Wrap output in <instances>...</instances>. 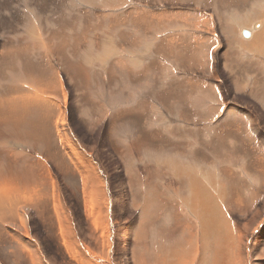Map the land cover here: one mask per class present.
<instances>
[{"label":"bare ground","instance_id":"obj_1","mask_svg":"<svg viewBox=\"0 0 264 264\" xmlns=\"http://www.w3.org/2000/svg\"><path fill=\"white\" fill-rule=\"evenodd\" d=\"M62 1L71 2L69 8L107 2ZM40 3L41 0H0V264H161L159 252H151L144 239L145 210L133 209L130 178L119 159L121 148L111 139V125L118 111L134 109L147 95L156 102L152 128L168 130L181 124L185 108L179 102L185 74L191 70L183 65L178 49L183 40L196 37L197 26L193 28L181 19L176 10L184 8L178 6L137 9L132 13L134 21L128 15L119 21L118 11L109 8L93 16L103 27L100 34L109 36L107 45L101 48L95 39H90L85 46L86 38L81 39V33L72 31V19L60 9L57 19L46 22L39 14L45 7ZM124 3L109 1L119 7ZM169 10L176 13H166ZM13 12L30 19L15 34L13 28L7 27L14 19H4L6 27L1 20L4 15L12 17ZM212 19L210 16L205 22L212 26L216 43ZM260 26L262 33L250 46L264 39V24L260 22ZM241 30L242 33L247 29ZM248 31L252 36V31ZM135 40L145 43L133 46ZM195 43L197 48L201 45L198 40ZM73 45L80 48L73 51ZM244 55L247 63L257 60L253 53ZM207 56L210 66L206 74L218 90V100L209 103L220 105L225 116L238 113L245 117L264 149V114L246 100L228 94L219 45L209 53L205 46L194 48L185 57L198 63ZM121 58L129 64L127 82L112 83L106 76L116 69ZM139 77L145 82H138ZM189 85L200 89L196 84ZM165 91L167 110L159 104ZM211 98L212 95L197 91L191 95L190 105L203 110L207 104L204 101ZM93 111L95 115L91 114ZM103 111L106 116L99 120L98 114ZM87 118L89 122L85 121ZM131 119L129 115L120 121L117 132L129 151L138 147L139 151L144 144L143 129ZM233 132L236 129L224 134ZM232 150L214 156L245 174L240 155ZM192 151L189 156L144 151L142 161H138L144 175L151 168L157 172L168 167L174 179L168 184L170 194L183 202L182 207L192 217L187 225L189 240L180 243L181 248L188 247L181 251L176 264H199V251H204L207 243L203 242L201 249L196 228L198 211L207 215L214 198L213 178L206 172L209 168ZM180 161L188 162V171L179 168ZM255 163L264 174V160ZM179 184H186L185 194ZM176 204L180 205L178 201ZM263 209L264 198L253 208L250 221L223 222L216 218L221 227L230 226L235 234L228 236L222 229L215 232L218 239L230 242L227 261L221 264H264V238L259 235L258 254L251 247L253 238L258 237L254 226ZM261 233L264 235V230ZM168 246L166 240L160 244L161 250ZM167 252L172 253L170 249ZM205 260L206 257L201 258L202 264Z\"/></svg>","mask_w":264,"mask_h":264},{"label":"rangeland","instance_id":"obj_2","mask_svg":"<svg viewBox=\"0 0 264 264\" xmlns=\"http://www.w3.org/2000/svg\"><path fill=\"white\" fill-rule=\"evenodd\" d=\"M109 1L102 3L101 6L87 3L75 4L74 7L69 8L71 2L41 0L40 6L44 5L45 7L39 11V14L48 22L57 19L61 9L69 19H72V31L75 30L77 33H81L80 37L81 39L86 38V43H89L90 39H95L97 45L103 48L107 45L109 36L100 34L103 27L96 22V19H93V16L100 10L111 8L114 12L118 11L116 12L119 14L117 16L119 21L127 19L126 15L129 16L128 19L134 21L132 13L137 9L163 8L164 6L184 8L176 11L181 13V19L186 21L187 25L193 28L197 26V29L194 28L196 37L183 40L178 49L183 65L189 66V70H191L185 74L183 94L179 102L185 108L181 113L183 121L168 130L152 128L151 122H153L154 104L156 102L153 101L155 100L154 97L147 95V98L140 100L134 109H121L117 112L113 118L114 123L111 125V139L121 148L119 159L130 178L133 209L135 211L142 208L145 210L146 219L143 220L144 239L149 243L151 252L152 250L159 252L161 264H168V260L172 261L171 264H176L181 251L187 249L188 246L181 248L180 243L189 240L187 225L192 217L182 207L183 202L180 199L173 198L170 194L168 184L173 183L174 179L168 167L157 172L151 168L150 173L144 175L141 172L142 164L138 161H142L141 153L144 151L149 154L166 156L168 154L189 156L192 150V152L198 154V161L209 168L206 172L211 173L210 177L213 178L211 192L214 195L211 204L212 210L207 215H204L200 210L198 211L196 228L199 244L201 241V249L203 242L207 243L205 250L199 251V264H202V257H206L203 264L226 263L231 250L229 249L230 242L218 239L215 232L222 229L226 231L228 236H234L235 234L230 226L221 227L220 221L217 219H221L223 222H228L227 220L246 222L253 218V208L264 198V174L256 167L255 163L256 160H264V149L259 136L254 135V128L252 125H248L249 121H245V117L238 113L225 116L220 105L209 103L214 99L218 100V90L213 88L215 83L208 79V73L206 74V69H209L210 66L208 63L209 57L207 56V58L205 57L197 63L192 62L185 56L194 48L198 49L205 46L209 53L215 45H219L222 54L221 71L226 77L228 94L246 100L264 114V39L250 46L253 40L262 33L260 22L261 25L264 24V0H136V2L134 0H121L125 1L126 4H121L120 7L125 6V8H120L119 5H110ZM137 5L138 7H136ZM92 10H95V12ZM166 13L174 14L176 12L169 10ZM190 14L199 15V17L189 16L188 18ZM210 16L213 17L212 20L216 26V43L211 34L212 26L205 22V19ZM165 17L178 19L171 16ZM4 19H14L13 24L7 26L14 29V34L30 21L23 13L13 12L12 17L4 15L1 18L4 27H6ZM81 19L84 21L81 22ZM196 23L198 24L196 25ZM107 25L110 27L109 22ZM157 27L160 26H155V28ZM242 28L252 31L251 38L245 39L243 37ZM118 39L120 40V37ZM196 40L201 43L198 48V44L195 43ZM135 41L136 43L133 46H141L145 43L141 40L140 42H138L139 40ZM240 42L246 43L247 46H241ZM86 43L85 46H88V43ZM78 48H80L79 45L72 46L73 51ZM245 53L255 54L254 59L257 60L247 63ZM170 59L174 61V58ZM165 61L167 64L173 65L172 62ZM128 66L129 64L125 58L118 60L116 69L106 76L108 81L112 83L127 82L129 76ZM137 81L145 82L142 77H139ZM190 83L200 86V89L190 86ZM197 91L203 94L207 93L208 96L212 95L211 99L204 101L207 104H204L206 108L203 110H195L190 105L191 95L197 94ZM166 100L165 91L161 96V103H159L162 104L161 107L164 110L168 109ZM105 113L104 111L99 113L98 119H104ZM91 114L95 115L96 111L91 112ZM129 115L132 116L131 120L143 129L144 144L139 151V147L129 151L126 144L120 141L118 136L119 122ZM172 115L175 116V114ZM223 115L225 116L223 120L217 122L220 116ZM89 119L87 118L85 121L89 122ZM230 129H236V132L225 135L224 132ZM227 149H233L232 151H236L240 155V163L244 165L245 174L232 169L235 168L232 163L221 162L217 159L218 157L214 156V154L222 153ZM166 165L169 166L170 164L166 163ZM226 165H230L232 168ZM178 166L183 171L189 170L188 162L180 161ZM181 185L179 184V187ZM180 191L183 194L186 193V184L180 187ZM176 201L180 205L176 204ZM260 214L261 217L254 226L255 229L257 228L258 237H254L251 242V247L255 253H257L256 247H260V244H257L260 238L259 235L264 238L261 233L264 230V209L261 210ZM164 240L169 242V246L161 250L160 244ZM208 245H210L209 248ZM232 245L236 246L234 243ZM168 249L172 253H168Z\"/></svg>","mask_w":264,"mask_h":264},{"label":"water","instance_id":"obj_3","mask_svg":"<svg viewBox=\"0 0 264 264\" xmlns=\"http://www.w3.org/2000/svg\"><path fill=\"white\" fill-rule=\"evenodd\" d=\"M242 35H243V37H244L245 39H248V38H250L251 33H250L248 30H244V31L242 32Z\"/></svg>","mask_w":264,"mask_h":264}]
</instances>
